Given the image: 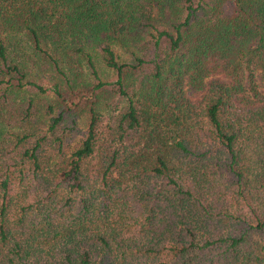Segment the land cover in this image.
Segmentation results:
<instances>
[{
	"label": "trees",
	"instance_id": "1",
	"mask_svg": "<svg viewBox=\"0 0 264 264\" xmlns=\"http://www.w3.org/2000/svg\"><path fill=\"white\" fill-rule=\"evenodd\" d=\"M0 264H264V0H0Z\"/></svg>",
	"mask_w": 264,
	"mask_h": 264
}]
</instances>
